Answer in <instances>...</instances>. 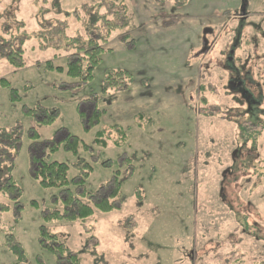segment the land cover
I'll return each mask as SVG.
<instances>
[{
	"label": "rangeland",
	"instance_id": "1",
	"mask_svg": "<svg viewBox=\"0 0 264 264\" xmlns=\"http://www.w3.org/2000/svg\"><path fill=\"white\" fill-rule=\"evenodd\" d=\"M122 1L0 0L2 32L5 23L14 34L22 23L28 33L61 23L67 36L87 39L108 30L104 20L91 24L93 16L119 23L94 80L81 86L67 69L46 68L48 60L66 67L73 52L63 48L28 39L22 68L0 57V77L21 97L11 101L10 90L0 88V134L11 141L0 142V155H10L0 168L20 185L23 206L0 215V264H57L40 245L42 225L83 264H264V0ZM115 69L130 71L133 81L106 92L105 76ZM95 106L100 123L88 128L80 114L90 116ZM34 107L57 113L56 122L25 114ZM140 113L151 120L141 122ZM114 124L127 129L130 146L97 147V131ZM33 128L41 140L72 133L90 144L77 155L46 149L44 159L69 164L70 175L79 161L91 162L88 186L97 198L109 195L119 176V208L95 210L85 223L44 220L65 209L66 194L32 177V154L43 152L42 144L33 146ZM128 156L133 169L124 164Z\"/></svg>",
	"mask_w": 264,
	"mask_h": 264
},
{
	"label": "trees",
	"instance_id": "2",
	"mask_svg": "<svg viewBox=\"0 0 264 264\" xmlns=\"http://www.w3.org/2000/svg\"><path fill=\"white\" fill-rule=\"evenodd\" d=\"M97 19L104 20L108 30L105 35H101L102 32L98 26V36L95 38L89 36L87 39H84L81 36H67L65 34V27L61 23H59L60 25L57 29L56 27L54 28V26H52L51 29H47L43 24L36 32L33 31L29 33L28 30H24L25 26L22 23L17 27L19 31L17 34L11 32L10 23H5L3 26L4 32L0 30V57L6 59V61L15 68H22L26 65L24 43L28 39H36L40 42L42 47H49L52 45L57 49L63 48L64 50L73 52L66 58V67L55 65L53 60H48L46 63L47 70L64 72L67 69L66 74L70 79L77 82L78 86L90 83L94 80V72L101 63L103 54L110 51L106 46L111 32L119 24L116 21L104 19V16H98V14L96 17L93 16L90 23L96 25L99 22L96 21ZM53 28L57 35L56 39H59L54 45L52 43H55V34H50L52 33L51 31ZM23 31H25L24 33H27L24 35ZM132 81L133 74L130 71L124 69L111 70L107 76H105L104 91L107 92L111 89L117 91L129 85ZM0 88L10 90L11 101L16 102L20 100L21 97L18 89L12 86L9 79L0 77ZM200 89H204V86L201 85ZM202 102L205 107L208 105L206 97L202 99ZM25 114L33 118L37 115L43 114L42 119L39 121L40 124L43 125H52L58 118L57 113H49L46 110L43 111L40 107L28 108ZM80 115L87 123H89L88 128H90L91 126L100 123L99 120L101 119L102 114L100 108L95 106L90 116L85 113H81ZM139 115L138 118L141 122L151 120L149 114L140 113ZM239 123L244 126L241 122ZM244 127L247 128L246 126ZM20 130H14V136L19 140H21ZM31 131L32 135L30 137L33 140V146L35 147L40 144L43 145L41 156L32 154V163L36 165L32 177H34L42 187L46 189H58L61 194H66L65 196H60L65 209L51 210L49 213L43 215L44 220L51 221L65 219L68 222L85 223L89 218L93 217L95 210H99L102 213H108L119 208L120 204L118 196L124 183V180H122V178L120 179L119 176L114 177V186L110 194L97 198L91 191L92 189L88 186V181L95 170V167L91 162L87 160L79 161L74 166L77 175H70L71 166L69 164L58 161H46L44 159V150L46 149H49L52 152L62 149L77 155L80 148H83L85 151H90L92 149L90 144L72 133H69L63 140L57 141L55 139L41 140V135L35 128L31 129ZM256 132L259 133L261 130H256ZM130 141L131 136L127 129L121 125L114 124L111 125L108 131L104 128L99 129L95 135L94 144L101 149H107L110 144L121 149L127 146L129 147ZM0 142L8 146L11 145V141L6 139L3 134H0ZM18 144V142L14 143L15 146ZM246 145L247 141L244 143V148ZM239 151H241V149H239ZM8 157L10 158L9 153L0 155L1 159H7ZM134 160L135 159H133L132 156H128L125 158L124 164L130 167V169H133V166H135ZM107 166V162L103 163L104 168ZM118 172L121 174L120 170ZM0 197H3V200H5L3 201L0 199V215L4 212L10 211L12 208H17L18 211L23 208L20 200V185L12 174H4L2 168H0ZM95 198L97 200H95ZM226 201L233 206H240L228 199ZM33 205L37 204L34 203ZM248 227L251 229V226ZM11 240L12 235L9 234L7 236V241L11 243ZM40 245L43 249L51 252L55 256L57 264H83L79 253L71 251L61 237L52 230L47 229L45 225H42L40 229ZM13 247L14 249L16 248V246Z\"/></svg>",
	"mask_w": 264,
	"mask_h": 264
}]
</instances>
